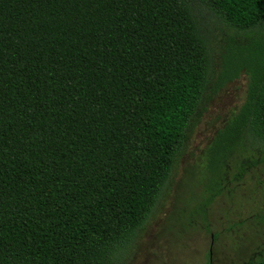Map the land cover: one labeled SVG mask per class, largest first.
<instances>
[{
	"label": "trees",
	"instance_id": "obj_1",
	"mask_svg": "<svg viewBox=\"0 0 264 264\" xmlns=\"http://www.w3.org/2000/svg\"><path fill=\"white\" fill-rule=\"evenodd\" d=\"M203 8L264 29V0H0V264L120 263L217 94ZM257 44L247 100L211 148L217 177L244 136L264 140ZM235 65L215 89L250 74Z\"/></svg>",
	"mask_w": 264,
	"mask_h": 264
},
{
	"label": "rangeland",
	"instance_id": "obj_2",
	"mask_svg": "<svg viewBox=\"0 0 264 264\" xmlns=\"http://www.w3.org/2000/svg\"><path fill=\"white\" fill-rule=\"evenodd\" d=\"M202 10L215 74L207 93L217 94L199 107L164 192L119 264H248L264 252V140L244 136L220 177L219 153L211 151L218 132L247 100L249 77L257 67L255 48L264 41V29L239 33L207 8ZM242 59L250 74L242 71L215 89V80L221 85ZM242 166L244 174L235 181ZM217 179L221 193L207 202Z\"/></svg>",
	"mask_w": 264,
	"mask_h": 264
},
{
	"label": "flooded vegetation",
	"instance_id": "obj_3",
	"mask_svg": "<svg viewBox=\"0 0 264 264\" xmlns=\"http://www.w3.org/2000/svg\"><path fill=\"white\" fill-rule=\"evenodd\" d=\"M244 171H245V169L243 168V166L240 168V172H238L236 175H241V176H243V174H244ZM236 175H235V177H236ZM235 177H234V180H235ZM236 181V180H235ZM264 253V252H263ZM263 253H261L260 254V256H262L263 255ZM254 263V261L252 262H250V263H248V264H253Z\"/></svg>",
	"mask_w": 264,
	"mask_h": 264
}]
</instances>
